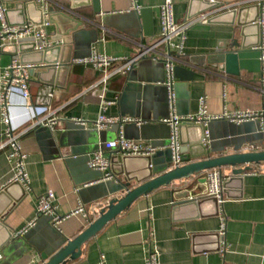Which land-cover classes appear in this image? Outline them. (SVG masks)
<instances>
[{
    "label": "crops",
    "instance_id": "1",
    "mask_svg": "<svg viewBox=\"0 0 264 264\" xmlns=\"http://www.w3.org/2000/svg\"><path fill=\"white\" fill-rule=\"evenodd\" d=\"M2 1L7 22L20 24L41 19L40 5L45 0ZM136 1L139 10L150 9L149 13H145V19L150 17L151 21L150 35L145 34L131 0H98L100 11L97 12L93 11L91 0H46L47 5L52 6L48 10L46 29L49 38L61 41L60 44L37 51L32 47L31 37H28L7 40L0 46L1 64L8 63L12 57L37 63L29 75L30 99L33 103L58 108L55 125L67 129H58V135H65L67 142L64 146L53 141L52 135L57 134L53 126L35 125L21 135V147L27 153L25 169L29 183L26 186L15 180L0 190V264L42 263L38 250L19 235L33 220L35 223L40 220L41 215L35 217L39 195L52 190V202L60 216L67 215L79 204H83L88 213V217L79 212L69 213L56 224L52 219L50 224L48 221L42 223L35 234L46 240L47 227L67 237L79 233L98 215L109 197L122 194L121 190L114 193H109V190L114 187L116 178L124 177L123 173H113L112 178L94 179L97 171L87 165L92 146L116 138L118 129L128 139L149 143L163 142L166 139L164 136L168 137L171 133V126L161 121V118L170 116L167 88L163 83L165 70L161 61L140 57L130 70L116 72L106 82L97 85L102 70L91 64L74 62V59L89 56L93 50L112 56L131 57L140 49V43L146 44L158 34V6L162 0ZM237 1L243 0H173L177 21L201 12L208 13L205 19L186 31L185 55L181 64L194 72L193 78L186 80L174 76L173 113L186 115L196 112L199 98L204 94L207 95V112L212 115L221 114L223 109L264 107L262 72L241 69L238 75H231L219 65L206 62L207 56L218 51L220 45L229 48L233 39L243 38L240 34L242 26L230 24L231 17L226 13L227 6ZM245 1L248 2L243 4L250 6L241 12L243 22L252 19L255 14L253 3L259 0ZM209 17L215 19L206 20ZM70 27L76 28L74 37L71 36L73 30L68 29ZM254 30L252 27L246 29L247 41L254 40ZM55 60L59 61L58 64H52L51 61ZM44 61L49 62L45 64ZM101 98L109 101L105 113L128 115L132 120L100 130L90 125L83 128L75 125L74 118H84L90 123L97 117ZM10 113L20 128L28 126L29 117L23 107L13 105ZM245 121H251L247 126L249 137L254 138L252 141L258 145L257 148H264V135L256 127V121ZM192 123L203 125L202 122ZM142 124L145 126L140 129ZM1 129L0 117V144L3 140ZM176 130L178 140L182 142L193 140L198 134L194 128L183 123ZM218 130L222 131L220 125ZM159 146L156 150L164 149ZM241 146L242 150L254 149L246 142ZM104 149L110 160L114 156L110 162L111 171L119 172L123 166L117 157L123 154L114 148ZM5 150L0 147V182H6L12 173ZM231 151L232 146H227L223 152ZM166 156L165 152H160L155 164L164 166ZM133 161L132 166H127L128 170L144 164L140 158ZM204 171L172 180L168 185L138 196L130 206L90 235L81 244L79 255L58 264H101V259L105 264H142L147 238L151 236H154L161 251L160 264H264V161L252 163L251 168L240 175H232L230 166L222 167L223 209L227 216L224 235L218 233L220 220L216 200L203 195ZM138 172L132 171L131 176H136ZM135 185L137 183L131 181V187ZM184 189L188 190L185 199L191 196L197 204H177L181 199L175 193ZM223 242L224 250L220 249Z\"/></svg>",
    "mask_w": 264,
    "mask_h": 264
},
{
    "label": "built area",
    "instance_id": "2",
    "mask_svg": "<svg viewBox=\"0 0 264 264\" xmlns=\"http://www.w3.org/2000/svg\"><path fill=\"white\" fill-rule=\"evenodd\" d=\"M247 2L248 1L245 0L237 1L235 4H231L227 7L230 8L237 4ZM257 2L259 6H261V12L257 17V21L260 24L261 43L257 47L261 49V76L264 82V2L262 0ZM131 3L135 9L139 10V4L136 0H131ZM46 6L47 2L45 0L40 5L41 12L43 13V20L40 23L28 20L20 24H9L6 18L5 6L3 5V1L0 0V46L7 40L11 41L28 37L32 38V47L36 50H46V48L51 47L54 44H59L61 41H52L49 38L48 29H46L49 23V12H47ZM158 9L160 31L153 36L148 43H140V49L133 56H112L93 50L89 56L74 59V62L91 64L94 68L102 70L99 81L95 85L99 84V82H106L107 78L116 74V72H126L132 67L134 61L140 57H152L163 63L165 70V79L163 83L167 88L170 116L161 118V121L166 122L171 126L172 131L168 147L172 149V165L182 163L178 130H176L178 123L182 121L202 122L203 125H205V122L208 119L226 118L235 123L258 119L264 135V107L256 109L239 108L230 111L223 109L221 114L212 115L207 112V95L204 94L199 98V107L196 112L187 113L186 115H177L173 113L175 99L173 90L175 79L174 70L177 64L182 63V59L185 55L186 31L193 24L205 19L208 16V13L201 12L199 15L186 17L183 20L177 21L174 18L173 0H162ZM36 65L37 63L34 61H22L18 57H12V59L6 64H1L0 61V117L2 123L1 135L3 136L0 147L6 149V157L10 162V169L12 172L6 182H0V190L3 189L6 184L15 180L28 186L29 176L27 169H25V158L27 153L22 150L21 135L24 131L35 125L42 124L52 127L58 119L56 116L58 108L40 102L33 103L32 99H30L29 75L30 70ZM101 96L102 94H100V97ZM101 99V109L94 120H91L90 123L80 117L74 118V120L82 125L93 126L97 130L109 128L116 123L121 124L124 121L132 120L128 115H110L105 113L104 109L106 103H109V101L103 98ZM13 105H19L26 110L27 116L29 117L28 126L20 128L14 123L12 119L13 117H11L10 113ZM117 132L116 138L101 142L97 150L90 153L87 160L88 167L100 170L103 173L102 178L113 177L110 158L104 154V148H114L121 154L127 155H152L157 147H160L151 145V143L145 140L128 139L123 135L121 129H118ZM207 134L208 130L205 129L203 143H205L207 139ZM204 172L205 188L203 190V195H208L216 199L217 216H219L220 220L218 233L224 235L227 216L223 209V202L225 200L223 196V171L222 168L213 167L207 168ZM252 173L255 172L253 171ZM53 196V191L48 190L37 197L35 217L40 215L52 216V220H54L55 224L60 222L65 216H68L69 213L79 212L88 217L87 209L83 204H79L74 210L70 211L65 216L58 215L55 211V204L52 202ZM34 223L35 221L33 220L29 226ZM29 226L23 228L21 232L25 231ZM224 248L225 246L223 242V246H221L220 249L224 250ZM144 251L145 254L142 264H160L161 251L154 236L147 238V245ZM101 264H105L103 259H101Z\"/></svg>",
    "mask_w": 264,
    "mask_h": 264
},
{
    "label": "water",
    "instance_id": "3",
    "mask_svg": "<svg viewBox=\"0 0 264 264\" xmlns=\"http://www.w3.org/2000/svg\"><path fill=\"white\" fill-rule=\"evenodd\" d=\"M91 3L93 11H100L98 0H91ZM247 6L250 5L241 4L238 7L233 6L228 8L226 12L231 17L228 21L230 24L235 23L242 26L240 34L243 38L241 40L233 39L229 45V48H226L225 45H220L218 51L208 55L206 58L207 63L219 65L220 69H222L225 73L231 75H238L241 69H245L246 71L252 73L261 72V49L257 47L260 43V24L257 21V17L261 12V6H259L258 2L253 3V6L255 7L254 16L249 21L243 22L240 19V15ZM46 9L48 12V10L52 9V6L47 5ZM137 11L138 12L136 15L143 23L145 34L150 35L152 33L150 17L148 18V20L145 19V13H149L150 9L141 8ZM213 19L215 18L209 17L206 20L210 21ZM42 20L43 13L41 12V19H39L38 21H30L40 23ZM249 27L255 28L254 40H252L251 42L246 40V29H248ZM68 29L69 31L73 30V35L71 36L74 37L76 28L70 27ZM29 39L32 40V38ZM31 44L33 46V41H31ZM51 62L52 64H58L59 61L55 60ZM134 64L135 62L133 63V65ZM193 72L194 70L187 67V65L184 66L182 64H177L175 66L174 76L186 80L193 78ZM255 121L256 127L260 128L258 119ZM181 123L185 125L188 124L198 132L196 138L193 140H188V142H182L179 140V142L182 144L181 164L172 165V149L168 147L171 133L168 137L164 136L166 139L163 142L151 141V145H161V147H164V149H158L152 155L123 154L117 157L121 161V165L123 167L119 170V172L113 171L112 173L116 175L123 173L124 177L122 179L116 178L114 187L109 190V193H114L121 190L122 194H120V196L109 197L106 204L103 205L102 208H100L98 215L93 218V220H91L86 228H84L82 231L76 233L73 236L67 237L47 227L45 230V236L48 237V239L45 240L38 238L35 234V230L38 229L42 223L48 221V223L50 224L52 221V216L41 215L42 219L40 218V220H37L33 227H29L22 233H19L20 237L25 239L31 247H35L36 250H38L43 259L41 264H58L60 262H64L69 257H75L79 255L81 244L86 241V239L90 237V235L100 230L107 221L115 217L121 210L130 206L133 200H135L138 196L146 195L154 190V188L168 185L172 180L187 178L191 174L199 173L206 170L207 168L213 167L222 168L223 166H230L232 175H240L243 171L250 169L252 163L258 164V162L264 161V148H257L258 145H255V143L252 141L254 140V138L249 137L247 133L250 132L247 126L248 123H251V121H241L239 123H234L232 121H227V119L224 118L208 119L206 120L204 125V129L208 130L205 143H203L204 129L202 124L195 125L191 121H182L178 123L177 128L180 127ZM55 124L53 125V128L54 130H57V134L52 135L54 139L53 141L56 140L58 142V145L64 146V144H66L67 142L64 139L65 135L62 132V134L58 135V129H64V131H66L67 129L57 127ZM75 125L80 128L84 127V124L82 125L77 122H75ZM218 125L222 127L221 132H219L218 130ZM144 126L145 125L142 124L140 126V129H143ZM244 142H246L254 149L242 150L241 145ZM227 146H232L233 151L223 152L227 148ZM98 147L99 145L92 146V152L97 150ZM160 152H165L167 154V161L164 166H157L155 164V158ZM112 158H114V156H112ZM112 158L110 162L112 161ZM139 158L144 160V164L142 166L136 165L137 167L134 166V169L128 170L127 166L129 164L130 166H132L134 162L133 160ZM168 167L169 169H167ZM95 171H97V175L94 179H96L97 177L102 178L103 173L99 170ZM132 171H139V174H136V176H131ZM131 181H134L135 183H137V185L131 187ZM187 194V189L176 192V197L181 199L177 202V204L182 205L188 204L189 202H195V204H197V201L192 199L191 197H189V199H185ZM212 199L214 198L212 197ZM25 248L26 247L24 246V249Z\"/></svg>",
    "mask_w": 264,
    "mask_h": 264
}]
</instances>
